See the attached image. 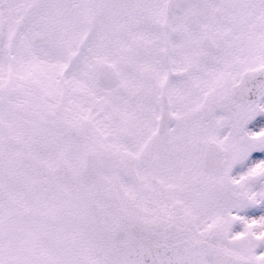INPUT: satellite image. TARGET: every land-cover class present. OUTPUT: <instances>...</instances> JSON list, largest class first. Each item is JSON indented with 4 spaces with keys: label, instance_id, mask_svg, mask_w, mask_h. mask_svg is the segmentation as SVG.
<instances>
[{
    "label": "snow or ice",
    "instance_id": "snow-or-ice-1",
    "mask_svg": "<svg viewBox=\"0 0 264 264\" xmlns=\"http://www.w3.org/2000/svg\"><path fill=\"white\" fill-rule=\"evenodd\" d=\"M0 264H264V0H0Z\"/></svg>",
    "mask_w": 264,
    "mask_h": 264
}]
</instances>
